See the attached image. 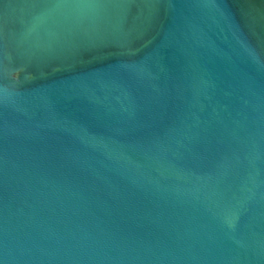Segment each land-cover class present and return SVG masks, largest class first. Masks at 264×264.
<instances>
[{"label": "water", "instance_id": "obj_1", "mask_svg": "<svg viewBox=\"0 0 264 264\" xmlns=\"http://www.w3.org/2000/svg\"><path fill=\"white\" fill-rule=\"evenodd\" d=\"M0 264H264V0H0Z\"/></svg>", "mask_w": 264, "mask_h": 264}]
</instances>
